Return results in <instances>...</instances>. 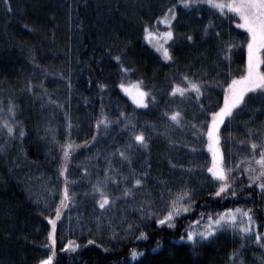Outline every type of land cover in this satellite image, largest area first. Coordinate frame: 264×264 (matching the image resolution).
Returning <instances> with one entry per match:
<instances>
[{"label":"trees","instance_id":"16d2710c","mask_svg":"<svg viewBox=\"0 0 264 264\" xmlns=\"http://www.w3.org/2000/svg\"><path fill=\"white\" fill-rule=\"evenodd\" d=\"M174 3L7 0L6 4L0 0V107L6 110L9 102L14 104L15 120L20 122L14 126L13 138L6 139L0 132V143L6 144L5 151L0 152V264H37L52 251L50 244L45 245L52 212L42 205L37 192L44 185L38 186L27 170L31 168L54 180L61 194L65 181L59 175L61 150L56 141L62 144L68 139L69 120L71 141L79 145L68 160L69 195L75 194L76 204L92 207V215L88 217L89 225L56 231L53 264H227L230 253L240 244L219 235L193 247L180 239L194 226L193 220H198L201 213L243 206L252 209L255 224L264 229L262 192L255 183H248L246 174L236 176L235 197L211 195L216 185L206 171L211 154L203 133L193 137L197 143L196 152L190 156L192 171L185 167L184 150L191 143L187 137L191 130L199 132L191 125L206 122L208 114L223 102L226 83L244 72L246 32L215 9L176 8L177 17L171 25L174 36L166 45L172 59H162L145 40L144 28L149 25L162 30L158 18ZM227 44H233L230 51L223 48ZM117 55L120 61L115 59ZM121 64L130 71L124 72ZM185 74L207 83L199 102L195 93L184 99L179 94L168 95L173 81L187 86L182 81ZM135 81H142L141 86L157 97L155 102L147 98V108L135 106L119 87L122 82L127 86ZM101 83L107 87L101 89ZM258 105L259 100L253 96L234 119L221 125V149L227 153L229 165L253 151L246 136L250 126L238 125L236 118L243 117L244 122L251 117L254 129L264 133V112L250 111ZM177 108L183 112V127L169 125L162 115L165 110ZM102 112L120 122L110 125L106 132L102 125L97 129L96 119ZM121 112L131 114L137 130L149 137L147 148L132 151L131 165L116 151L130 135L121 128ZM49 127L56 141L52 132L45 131ZM21 128L23 136L19 135ZM93 132L98 133L96 140L83 144L91 140ZM229 135L231 138L225 142ZM240 140L245 144L240 145ZM255 151L258 154V149ZM109 159L119 173L128 175L135 169L137 174L146 172L147 176L143 186H135L128 197L120 195L124 183L110 181L109 192L116 202L105 211L96 204L99 196L91 192V182L97 176L103 178ZM127 183L131 186V181ZM185 187L194 193L191 210L175 217L173 227L157 225L156 219L167 211L171 199L167 189L176 193ZM148 201L152 202L150 208ZM149 210L159 215H142ZM129 224L133 225L131 230ZM141 231L147 238L137 239ZM69 241L78 246L65 249ZM133 248L143 250V255L132 259Z\"/></svg>","mask_w":264,"mask_h":264},{"label":"snow or ice","instance_id":"6c2138e0","mask_svg":"<svg viewBox=\"0 0 264 264\" xmlns=\"http://www.w3.org/2000/svg\"><path fill=\"white\" fill-rule=\"evenodd\" d=\"M7 4V0H4ZM178 3L182 5L185 9L193 8L194 6L209 5L212 9L218 10L222 15L228 16L230 23H235L238 29H243L246 31V65L245 70L240 76H232L230 81L226 83L223 89V102L218 105L216 110L210 112L209 119L201 121L200 125L192 124L193 129L199 128V132L193 131V135L197 136L200 133L206 137L207 143L205 147L211 154V163L207 166V173L210 174V180L216 185L215 191L211 195L220 197L223 195L230 194L235 197L237 195L236 189V176L237 174L248 176V183H255L257 187L264 193V133L259 129L253 131L248 128L246 132L248 143H250L251 152L250 155L240 157L234 160L233 164L229 165L227 163L229 157L226 152L221 149V125L226 124L227 120H232L235 116L248 104L249 100L255 96L259 100V105L257 109H250L253 113L260 111L264 112V70H262V65H264V0H178ZM177 17L176 4H172L163 13L161 17L158 18V22L164 25H168V29L163 32L153 31L149 25H145L144 33L145 38L153 43L154 47L162 53L165 60H171L172 57L169 52V48L165 46L168 41L173 39L174 33L172 30V21ZM238 18V21L237 19ZM208 25H205V30L207 31ZM219 35V33H217ZM189 41L193 39L191 35L187 37ZM163 41V43L161 42ZM223 48L231 50L233 44L224 45ZM117 61L121 60V57L117 55L115 57ZM121 68L124 72L130 71V69L125 68L121 64ZM182 81L186 83V87L183 83H177L173 81L168 95L170 97H175L177 94L181 98L195 93V99L199 102L203 95L204 89L207 88V83L198 78L190 77L188 75L182 76ZM142 81H135L132 85H125L123 82L119 87L125 91L133 100V102L143 108L149 106L148 97H151V101L155 102L157 97L152 94L150 90H146L142 87ZM213 83L217 81L213 80ZM101 89L107 87V85L101 83L99 84ZM31 90V87H30ZM55 103V102H53ZM63 107V105H60ZM200 108L203 109L204 105L201 104ZM6 113V114H5ZM0 132L5 133L6 139H11L16 135L15 125L20 122L15 120L16 106L9 102L7 109L0 107ZM166 117V122L169 125H178L180 127L184 126L183 112L178 108L175 110H165L162 114ZM120 117H123V123L121 128L129 131L130 135L127 143L122 147L116 149L122 160H125L131 165L132 163V151L137 148H147L149 137L146 135L145 131L137 130L136 123L133 122L134 117L131 114H126L124 112L120 113ZM249 118V122L251 121ZM119 118L113 121L108 118L103 112L96 119V127L100 128L102 125L106 130L110 125L118 123ZM249 122H246L249 123ZM206 123V131L204 125ZM68 139L64 143H59L56 141L54 130L51 127L45 129L46 132H52V139L59 144L61 150V162L59 166V175L64 177V187L61 190V198L56 207L55 217L49 218V223L51 224V230L48 232V240L50 242L51 252L45 257L40 259L37 264H53L55 256V232L57 226V220L60 219L62 210L69 207V201L73 200L74 193L69 195V177L66 175L68 170V160L72 155V152L79 147V145L74 144L71 141V121L68 122ZM143 129V125L140 126ZM97 132H93L91 140L82 142L87 145L96 140ZM19 135L23 136L24 131L21 128L19 130ZM229 137L225 138V142ZM171 143V141H170ZM240 145H244L245 141L240 140ZM193 153L196 152L195 146H190ZM6 144L0 143V152L5 151ZM258 149V154L257 150ZM111 155V154H110ZM91 159V157L89 158ZM183 167V166H181ZM86 173L88 169H83ZM104 176L101 179L97 176L96 181L91 182V192L93 194H98L99 198L96 200L101 210H107V208L113 206L116 202V198L112 197L109 192V182L112 183H124L125 186L122 188L120 195L128 197L132 195L135 186H143L144 178L147 173L137 174L135 169H132L128 175L117 172L112 168L111 160L109 159L108 167L103 169ZM128 181H131V186L128 185ZM75 183V181H71ZM167 192L171 199L167 204V211L160 217L156 219L157 225L168 224L169 227L174 226V218L179 216L181 213L189 212L194 205L195 201L193 199V190L191 188H181L178 192L173 193L172 189H167ZM88 193L86 192V195ZM164 192H161V196ZM74 202V201H73ZM149 208L151 206V201L147 202ZM144 205H141L143 208ZM142 215L152 216L159 215L157 213H152L150 210L147 212H142ZM205 215L207 219L204 220ZM99 219V217L97 218ZM199 221H204V226L199 227ZM255 219L253 216V211L250 208H225L223 211L217 213H201L198 220H193L192 225H197V229L189 227L185 236H181L180 239L187 240L192 244L193 247L197 245L198 242L206 241L213 238L220 230H232L233 232L239 231L241 235L244 236L246 240H251L254 235V243L264 248V233L259 231H254ZM133 228L132 224L128 225V229ZM140 238H147V234L144 231L139 233ZM78 245L69 241V243L64 245L65 249L74 250ZM160 247V244H157ZM236 249L230 253V259H233L239 255L242 250ZM155 249H153L154 251ZM132 259H136L143 255V250H137L133 248L130 252ZM240 264H243V259L241 258ZM264 264V261H262Z\"/></svg>","mask_w":264,"mask_h":264},{"label":"rangeland","instance_id":"374dc122","mask_svg":"<svg viewBox=\"0 0 264 264\" xmlns=\"http://www.w3.org/2000/svg\"><path fill=\"white\" fill-rule=\"evenodd\" d=\"M174 4H176V8H181V9H184V10H187V11L196 10L199 7H207V8L212 9L209 5H206V4L205 5H200V6H194L193 8H190V9H185L182 5H180L178 3V0H175ZM236 19L238 20V18H236ZM174 20L175 19H173V21ZM167 26L168 25L162 24V25H160V27H162V30H158V29L156 30V28H152V30L153 31L156 30L158 32L159 31L163 32V31L167 30ZM145 40L150 44L152 49L162 59H164L163 56H162V53L160 51H158L156 49V47H154L153 43H151L146 38H145ZM161 42L163 43V41H161ZM168 42L166 44L167 46H168ZM123 92L129 97L131 102L135 106H137L133 102L131 97L125 91H123ZM137 107H139V106H137ZM239 116H241V114L238 115V117ZM242 118L243 117L236 118V122L235 123H237L238 125H242V126H250L249 128H251L253 131L256 130V128L254 129V125L251 124V121L250 122L249 121L242 122V120H241ZM246 119L248 120L249 118L246 117ZM246 122H249V123L246 124ZM188 130H189V127H188ZM193 131L194 130L190 131L192 136L189 134L190 136L187 137L189 139L188 141H190L191 143H189V145L184 150V152H187V153H185L187 155V160L185 161L186 162L185 167L188 169V172L192 171L191 167H190V164H191L190 156L193 154V153H191L193 151H192V148L190 146H195L194 144L197 143V141H195V139L193 138L194 137ZM183 140H185V139H183ZM137 149L139 150L140 148H137ZM27 175L30 178H32L33 181H37L39 183L38 186H40V184L43 183L44 186L42 188L40 187L37 192L40 195V198L42 199V205L47 207V209L50 212H52L50 217H55L56 207H57V204L59 203L60 198H61V194L58 192V190L55 187L56 186L55 181L52 180V179H49V178H45V176H43L42 174H40L39 172H37V171H35V170L31 169V168L27 170ZM135 195L137 196V194H135ZM142 196L139 197V198H142ZM261 196H262V198L264 200V193H262ZM145 198H146V196L144 195V197L142 198L141 201H144ZM241 207L244 208L243 206H241ZM89 210H92V207L91 208H85L84 205L81 206L80 204H76L75 202H73V200L69 201V207L62 210L61 217H60V219L57 220L56 231L67 232L69 230L74 229L77 226H81L82 224H85V225L91 224V218H88V217H90L92 214H91V212L89 213ZM187 213L188 212L181 213L177 217H182V216L186 215ZM214 213H217V212H213V214ZM93 215H95V214L93 213ZM206 219H207V217L204 218V220H206ZM124 220H125V218H124ZM203 226H204V221H201L199 223V227H203ZM51 227L52 226L49 223V231L51 230ZM192 228H195V229L198 230L197 225L192 226ZM254 231H259L261 233H264V229L262 227H260L259 225H257V224H255V226H254ZM219 235H224V236H228V237H231L233 239H236V241L240 244V247L238 249H241V246L243 245V248L239 252V255L234 258L235 264H240L241 258L243 259V264H262V261H264V248H261L259 245H256L254 243V235H253L251 240H246L244 238V236L239 233V231L233 232L232 230H220V231H218V233L213 238H211L209 240H206V241L198 242L196 246L201 245V244L209 243L210 241H212L213 239H215ZM46 244H50L48 238H47V241H46L45 245ZM227 264H234V261H233V259H230V256L228 258Z\"/></svg>","mask_w":264,"mask_h":264}]
</instances>
